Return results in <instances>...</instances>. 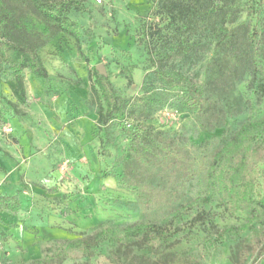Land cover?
<instances>
[{"label":"rangeland","instance_id":"374dc122","mask_svg":"<svg viewBox=\"0 0 264 264\" xmlns=\"http://www.w3.org/2000/svg\"><path fill=\"white\" fill-rule=\"evenodd\" d=\"M75 1L81 11L70 15L80 26L81 54L65 35L41 46L49 78L24 71L25 99L0 58V264H32L36 257L52 258L53 264H264L254 252L242 262L241 243L250 233L225 231L243 226L250 215L231 216L217 195L209 204L177 214L205 196L191 179L196 159L221 148L224 133L264 118V0H176L191 14L208 6L213 11L206 26L177 35L162 62L203 89L212 105L204 124L196 113L180 112L177 94L155 76L148 61L149 29H161L163 35L172 31L161 0ZM9 2L19 18L23 0ZM227 34L234 37L230 44L224 41ZM231 51L238 65L229 59ZM98 65L128 102L125 119L101 131L96 125L90 130L81 119L90 121V112L98 111L88 81V71ZM138 126L171 141L183 161L174 163L160 147L125 130ZM139 156L148 159L147 165ZM101 171L110 177L102 179ZM255 174V198L264 201V161ZM147 202L150 210H145ZM32 212L36 216L30 221ZM139 225L147 229L134 237L120 233L119 242L89 253L67 248L107 228ZM21 227L36 239L55 238L38 242L39 252L29 251L12 234Z\"/></svg>","mask_w":264,"mask_h":264},{"label":"trees","instance_id":"16d2710c","mask_svg":"<svg viewBox=\"0 0 264 264\" xmlns=\"http://www.w3.org/2000/svg\"><path fill=\"white\" fill-rule=\"evenodd\" d=\"M211 1L214 4V1ZM23 2L25 10L18 18L17 8L10 6L9 0H0V58L9 67L17 92L25 99L27 95L23 80L24 71L27 70L42 80L49 78V72L38 52L41 46L50 44L59 35H65L76 42L81 54L80 26L71 19L70 14L80 12L82 7L80 2L75 0H23ZM160 6L169 18L172 31L168 35H163L161 29L155 27L149 29L147 32L149 42L146 43L148 61L154 69L155 76L169 91H175L177 94L180 112L196 113L200 123L204 124L212 105L203 89L187 81L179 72L168 71L162 62L165 63L169 58L170 47L176 44L177 35L183 34L194 25L203 28L210 21L213 11L208 6L191 14L182 2L176 0H161ZM224 38L225 44H230L234 40L229 34ZM218 44L217 46H220V43ZM228 56L233 64L238 65L239 59L235 53L231 51ZM85 62H89L87 58ZM216 66L220 68L221 64L218 63ZM88 81L90 93L98 109L96 112L98 130L108 128L117 119H125L128 102L118 95L109 77L101 75L95 67L88 71ZM165 100H160L161 106L165 105ZM7 104L15 109L14 103L10 100H7ZM164 113H169L168 108L164 109ZM128 127L132 128V125L129 123ZM125 130L130 136L147 141L150 146L160 147L165 156L174 163L183 161L182 155L173 149L171 141L142 126H138L133 132ZM263 134L264 118L258 121L249 120L241 124L236 131L224 133L221 148L211 156L207 153L200 155L196 159L197 167L191 175V179L197 180L202 186L205 196L198 197L177 211V214L188 213L195 204H209L211 197L217 195L220 204L231 216L239 212L249 214L250 217L243 226L225 231L230 236H240L243 232L250 233V236L241 243L240 259L244 263L253 252L257 259L264 257V201L255 198L258 185L255 170L257 165L264 161V138L261 137ZM138 159L142 165H147L146 157L139 156ZM0 169L2 170L1 167ZM100 177L105 180L110 176L101 171ZM127 189L129 191L131 187L127 186ZM146 204L145 210H150L151 205L148 202ZM144 229L147 227L142 225L129 226L125 229L107 228L97 232L89 240L71 241L67 248H81L85 253H89L94 247L106 242H119L117 235L120 233H124L125 237H134ZM32 264H53V259L38 260Z\"/></svg>","mask_w":264,"mask_h":264},{"label":"crops","instance_id":"0c3cea01","mask_svg":"<svg viewBox=\"0 0 264 264\" xmlns=\"http://www.w3.org/2000/svg\"><path fill=\"white\" fill-rule=\"evenodd\" d=\"M90 118L91 119L89 121V120L85 119L84 117H81L82 120L88 121V124L90 125V130H91V128L96 125V120H97L96 112L91 111L90 112ZM75 134L77 135V133H75ZM35 216H36L35 212H32L30 221L34 220ZM19 218H20V215L18 214V219ZM40 230H42V229H40ZM47 231L53 232L54 230L48 229ZM39 233H42V231H40ZM12 234L14 235V239L19 241L20 246H22L25 249H28L29 251L36 250L38 252H39L38 242H40L41 240H51V239L55 238L52 235L46 234L45 237H43L41 239H36L34 235H32L29 232L24 231L22 229V227L20 229L18 228L17 230H13ZM36 258H37V261L40 260V258H38V257H36ZM34 260H36V259H34Z\"/></svg>","mask_w":264,"mask_h":264},{"label":"water","instance_id":"95a60500","mask_svg":"<svg viewBox=\"0 0 264 264\" xmlns=\"http://www.w3.org/2000/svg\"><path fill=\"white\" fill-rule=\"evenodd\" d=\"M96 70H97L101 75L106 76L105 67H104L103 65H98V66L96 67Z\"/></svg>","mask_w":264,"mask_h":264}]
</instances>
